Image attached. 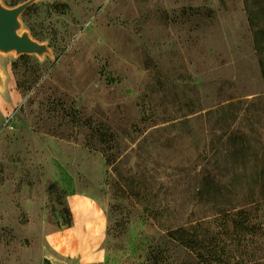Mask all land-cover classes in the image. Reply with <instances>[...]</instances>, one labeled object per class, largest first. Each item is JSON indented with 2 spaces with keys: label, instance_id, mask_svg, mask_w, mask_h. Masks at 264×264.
<instances>
[{
  "label": "rangeland",
  "instance_id": "1",
  "mask_svg": "<svg viewBox=\"0 0 264 264\" xmlns=\"http://www.w3.org/2000/svg\"><path fill=\"white\" fill-rule=\"evenodd\" d=\"M25 3L18 33L46 52L0 51V264H204L167 236L196 225L206 264H264V196L218 122L239 101L235 126L264 133L243 0H0ZM78 196L90 217L73 222ZM71 227L76 261L45 242Z\"/></svg>",
  "mask_w": 264,
  "mask_h": 264
},
{
  "label": "trees",
  "instance_id": "2",
  "mask_svg": "<svg viewBox=\"0 0 264 264\" xmlns=\"http://www.w3.org/2000/svg\"><path fill=\"white\" fill-rule=\"evenodd\" d=\"M247 21L251 29L254 50L258 58V65L261 76L264 80V0H243ZM258 100V99H257ZM255 101L258 102V101ZM253 105H251L252 107ZM250 107L244 108L239 101L231 103L227 110L220 112L218 122L220 124L221 138L225 139V144H221L229 151L230 156L226 163L237 167H243L248 174L250 187L259 188L264 196V133L259 134L255 130V125H251L246 133V129L235 126V118L246 112ZM263 138L262 142L259 141ZM226 164L225 161L220 162ZM224 172L218 166L217 168ZM241 177H235L233 183L237 184ZM247 178V177H245ZM239 184V183H238ZM237 184V185H238ZM248 185V184H246ZM249 186V185H248ZM264 198V197H263ZM200 226V225H199ZM198 225L184 229L183 227L174 230H167V236L179 242L185 248L197 251L196 258L201 263H212L216 259L214 247L210 244L205 247L204 238L197 233ZM210 242V241H209ZM201 249L203 252H201ZM241 264H260L257 261L245 262Z\"/></svg>",
  "mask_w": 264,
  "mask_h": 264
},
{
  "label": "crops",
  "instance_id": "3",
  "mask_svg": "<svg viewBox=\"0 0 264 264\" xmlns=\"http://www.w3.org/2000/svg\"><path fill=\"white\" fill-rule=\"evenodd\" d=\"M91 200L83 197V196H78L77 199H73L72 198V213H73V222L75 220V214H74V208L76 209L77 212H79L80 214H82V218L86 219L90 217V213L87 212V206L91 205ZM70 205V204H69ZM71 205V207H72ZM99 216V224L96 227H92L91 229H89L88 231H85L84 235H86L85 233L88 232L87 239L90 242V244L88 245V248H91L89 251V255H87V259L88 261H95L97 262L99 259H101L104 256L103 253V240L105 239L104 237V228H105V222L104 221V216H101L98 214ZM81 233V232H80ZM77 231L75 230L74 227L68 228L65 231H63L58 239H47L45 240L46 244L48 247H53V248H57L58 249V253L60 254V256H62L63 258H66L67 260H72V261H76L77 256L80 254L81 252H75L76 247H78L80 244L79 242V235ZM78 234V235H77ZM86 238V237H85ZM85 241V240H82ZM52 251H54L52 249ZM47 254H51L50 252Z\"/></svg>",
  "mask_w": 264,
  "mask_h": 264
},
{
  "label": "water",
  "instance_id": "4",
  "mask_svg": "<svg viewBox=\"0 0 264 264\" xmlns=\"http://www.w3.org/2000/svg\"><path fill=\"white\" fill-rule=\"evenodd\" d=\"M29 3L13 9H6L0 4V51L17 54H38L46 52V47L33 41L27 34H19L18 18ZM43 264H50L44 261Z\"/></svg>",
  "mask_w": 264,
  "mask_h": 264
},
{
  "label": "bare ground",
  "instance_id": "5",
  "mask_svg": "<svg viewBox=\"0 0 264 264\" xmlns=\"http://www.w3.org/2000/svg\"><path fill=\"white\" fill-rule=\"evenodd\" d=\"M87 222L89 223L90 228H92V226H93V220L92 219H89V220H87ZM87 231L89 232V230H87ZM88 232H86L85 234L88 235ZM83 247L84 248L87 247V242L84 243Z\"/></svg>",
  "mask_w": 264,
  "mask_h": 264
}]
</instances>
